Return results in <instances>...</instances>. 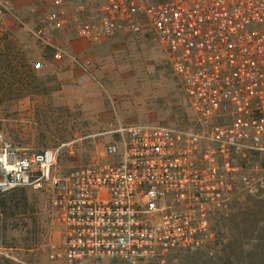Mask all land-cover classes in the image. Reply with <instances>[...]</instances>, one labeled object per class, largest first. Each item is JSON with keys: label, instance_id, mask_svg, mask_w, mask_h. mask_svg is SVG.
Masks as SVG:
<instances>
[{"label": "built area", "instance_id": "2783aa9c", "mask_svg": "<svg viewBox=\"0 0 264 264\" xmlns=\"http://www.w3.org/2000/svg\"><path fill=\"white\" fill-rule=\"evenodd\" d=\"M29 13L37 24L20 21L25 30L56 60L82 67L91 62L70 55L62 38L148 35L197 122L196 130L120 125L108 160L66 174L54 167L68 145L21 154L0 135V194L51 193L63 232L50 260L146 264L207 247L212 216H227L239 183L250 186L240 162L264 156V0H42ZM11 14L0 0V21Z\"/></svg>", "mask_w": 264, "mask_h": 264}, {"label": "rangeland", "instance_id": "374dc122", "mask_svg": "<svg viewBox=\"0 0 264 264\" xmlns=\"http://www.w3.org/2000/svg\"><path fill=\"white\" fill-rule=\"evenodd\" d=\"M26 10L0 21V135L19 153L66 144L54 167L66 174L108 160L107 145L119 139L111 131L120 125L197 129L166 52L151 37L103 44L62 38L70 55L91 62L82 67L70 57L56 60L25 30L20 21L37 24ZM240 163L250 186L239 183L227 216H212L209 245L146 264H264V156ZM51 199L31 186L0 194V264H69L49 258L63 232ZM83 264L123 263L105 258Z\"/></svg>", "mask_w": 264, "mask_h": 264}, {"label": "crops", "instance_id": "0c3cea01", "mask_svg": "<svg viewBox=\"0 0 264 264\" xmlns=\"http://www.w3.org/2000/svg\"><path fill=\"white\" fill-rule=\"evenodd\" d=\"M7 1L9 2L10 8H11L12 14H13V13H17L20 11H24L27 8L29 11V8L33 5H35L39 0H7ZM120 39H125V36L118 37V38H116L112 41H109V42H117Z\"/></svg>", "mask_w": 264, "mask_h": 264}]
</instances>
